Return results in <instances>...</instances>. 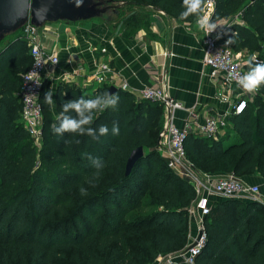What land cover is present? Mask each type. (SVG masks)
I'll list each match as a JSON object with an SVG mask.
<instances>
[{"label":"trees","instance_id":"1","mask_svg":"<svg viewBox=\"0 0 264 264\" xmlns=\"http://www.w3.org/2000/svg\"><path fill=\"white\" fill-rule=\"evenodd\" d=\"M109 3L126 37L147 21L144 15L136 17L137 7L195 21V16L180 18L182 0ZM237 11L240 22L232 24L229 36L232 49L256 52L264 63V0H215L211 18H228ZM31 61L24 39L0 50V264H151L159 256L184 251L195 191L167 166L158 149L164 104L137 99L120 88L113 93L119 96L117 106L95 112L90 125H108V135L99 140L72 133L57 137L49 126L65 101L94 98L109 86L87 95L73 83L59 81L53 90L44 81L37 145L20 121L18 94ZM49 90L53 105L44 103ZM228 119L227 144L189 133L184 141L187 158L203 172L264 179V85L240 114ZM113 122L119 124V135L111 134ZM140 146L144 155L126 173L130 153ZM87 154L104 161L98 179ZM205 235L195 264H264V206L258 202L219 200L205 218Z\"/></svg>","mask_w":264,"mask_h":264},{"label":"crops","instance_id":"2","mask_svg":"<svg viewBox=\"0 0 264 264\" xmlns=\"http://www.w3.org/2000/svg\"><path fill=\"white\" fill-rule=\"evenodd\" d=\"M106 1L109 3L111 0ZM29 3L34 4L35 14L29 7L25 21L30 20L32 15L36 19L39 16L41 42L46 48L56 51L59 57L58 66L43 76L53 90L59 81H66L77 85L84 94L91 95L97 86L92 87L91 83L86 82L90 80L96 63L105 61L114 71L116 81L113 86L118 89L122 82H126V91L140 99L144 87L159 85L170 97L180 102L183 109H177L174 113L176 126L184 125V121L190 117L189 111L201 122L214 111L228 108L215 97L220 82L210 77L208 69L202 66V33L195 21L185 23L162 10L137 7L134 8L136 17L144 15L147 18V30L140 27L132 37H126L117 24L116 11L110 3L104 9L88 10L74 2L66 5L65 11H61L60 6L58 10L52 9L54 13H49V6L44 0H29ZM91 5L94 6V3ZM75 6L78 13H69ZM109 10L112 16L107 14ZM12 15L18 16L16 7L0 0V50L16 39H23L21 29L25 21L19 18L15 23H10ZM207 15L210 16V13ZM221 19L228 21V18ZM235 22H240V17ZM164 52L172 55L164 56ZM231 91L237 94L239 89L232 86ZM163 118L165 122V106ZM228 131L219 138L223 143L231 139L226 134ZM243 180L260 187L264 202V179L254 175ZM210 200L215 204L221 199ZM188 228L190 232L195 229L189 218Z\"/></svg>","mask_w":264,"mask_h":264},{"label":"built area","instance_id":"3","mask_svg":"<svg viewBox=\"0 0 264 264\" xmlns=\"http://www.w3.org/2000/svg\"><path fill=\"white\" fill-rule=\"evenodd\" d=\"M215 0L205 4V14H212ZM220 28L211 34L201 30L203 41L202 66L208 69L210 77L218 79L219 89L215 97L228 105L223 111H214L198 121L191 109L182 127L174 123V113L177 109H183L180 102L168 95L166 90L159 85H149L140 92V97L147 100L157 101L165 106L164 134L160 139L158 149L162 157L166 160L167 166L178 176L185 178L193 186L195 198L188 208V218L195 226V229L188 233V243L186 248L193 244L202 231L200 239L192 248L184 249L179 254L161 256L164 263L195 264V258L200 253L205 241V218L210 214V209L214 203L211 198L216 199H240L258 202L264 205L260 196V187L256 184H249L243 178L233 172L225 173H203L199 172L194 163L185 154L184 141L189 133L197 136L208 137L218 140L229 127V116L240 114L247 104L252 101L255 94L246 93L238 84V78L247 70L245 61L252 56H256V61H260L258 53L247 50L234 51L231 45L226 42L232 33V24L223 19H215ZM21 37L27 42L31 64L27 71L21 76V87L19 97L21 102L20 121L30 136L36 139L39 145L40 129L42 123L41 105L39 95L43 76L46 72L53 70L59 64V57L56 51L46 48L41 42L39 27L27 20L22 25ZM164 56L172 55L164 52ZM79 71L81 69L79 68ZM204 71V70H203ZM90 80L86 84L101 86L103 84L114 85L116 76L108 62L100 61L96 63ZM67 77V76H65ZM239 89L237 94H233L231 87ZM120 88L127 89V83L122 82ZM160 257V256H159Z\"/></svg>","mask_w":264,"mask_h":264},{"label":"clouds","instance_id":"4","mask_svg":"<svg viewBox=\"0 0 264 264\" xmlns=\"http://www.w3.org/2000/svg\"><path fill=\"white\" fill-rule=\"evenodd\" d=\"M75 2L77 6H80L83 3V0H75ZM208 2H210V0H182L181 6L183 11L180 13V18L186 19L189 16H195V24L197 28L209 35L220 27L217 21L205 14V4ZM36 11L38 12L39 10L37 9ZM19 18L20 17L17 15H12L9 18V22L15 23ZM37 19L39 20V16H37ZM226 43L230 45L234 43V39L231 38ZM247 67L248 71L238 78L237 84L244 92L253 93L258 91L260 87L264 85V63L257 62L256 56H252L247 61ZM53 95L54 93L52 90H49L45 94L44 103L46 105L54 104ZM118 101V95L109 94L108 92L96 95L94 98H85L82 95L79 98L65 101L62 105V110L57 117V121L50 124L49 130L57 137H63L66 133H72L80 136L87 135L92 137L93 140H99L100 137L109 134V127L106 124H100L96 128L90 127L93 122L94 114L97 111L115 108ZM111 134L119 135L118 123L113 122ZM68 142L69 141H65V143ZM87 158L96 169L93 176L98 179L101 170L105 167L104 161L99 158H94L90 154H87ZM80 193L82 196H86L88 191L81 187Z\"/></svg>","mask_w":264,"mask_h":264},{"label":"water","instance_id":"5","mask_svg":"<svg viewBox=\"0 0 264 264\" xmlns=\"http://www.w3.org/2000/svg\"><path fill=\"white\" fill-rule=\"evenodd\" d=\"M44 1H45V4L49 6V13L50 12L54 13V11H52V9L58 10L59 6L61 7V9H60L61 11H65L64 8L68 7L66 5L75 2V0H44ZM249 1L252 2L255 0H249ZM5 2L12 7H16V9L18 10V16L20 17V19H23V21H25L27 19V12H28L29 7H31L32 14H34L33 13L34 4L30 5L29 0H5ZM88 2H89V0H83V3H82L83 7L88 8V10H92L93 8H95L93 5L90 6V4ZM75 4H76V2H75ZM69 7H71V6H69ZM60 10H59V12H60ZM68 12L76 15L78 13V8L75 6L74 8H72ZM30 22L38 26V21L34 15H32ZM117 89L118 88L115 86H110L108 88V93L113 94ZM163 134H164V130L159 134V137L157 140V145H159L160 139H161ZM143 155H144V151H143V148L141 146L135 148L130 153V155L127 159V162H126V173H129L131 171V168L133 167L134 163ZM201 235H202V231L199 233L197 240L193 244L189 245L186 248V250L190 249L194 245H196V243L200 239Z\"/></svg>","mask_w":264,"mask_h":264},{"label":"rangeland","instance_id":"6","mask_svg":"<svg viewBox=\"0 0 264 264\" xmlns=\"http://www.w3.org/2000/svg\"><path fill=\"white\" fill-rule=\"evenodd\" d=\"M89 4H92V3H94V7L95 8H101V9H104L105 7H106V4H105V0H89V2H88ZM107 14L109 15V16H112V11L111 10H109L108 12H107ZM239 16H240V11H237L234 15H231V16H229L228 17V21L229 22H235V21H238V19H239ZM141 17H142V15H141ZM146 23V24H145ZM142 27L141 28H144V29H146L147 30V26H148V22L146 21V19L145 20H142L141 21V24H140ZM147 25V26H146ZM140 27H137V29H139ZM164 130V125L162 126V129H161V132ZM160 132V133H161ZM34 143H36V139H34ZM230 141V140H229ZM229 141H226L225 142V144H227ZM144 151V150H143ZM197 170L199 171V172H203L199 167H197ZM203 173H211V172H203ZM164 263V257H158V258H156V260H154V262H152L151 264H163Z\"/></svg>","mask_w":264,"mask_h":264}]
</instances>
